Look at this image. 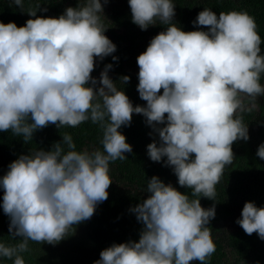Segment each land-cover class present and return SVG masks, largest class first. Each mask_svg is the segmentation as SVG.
<instances>
[{
	"label": "clouds",
	"instance_id": "clouds-1",
	"mask_svg": "<svg viewBox=\"0 0 264 264\" xmlns=\"http://www.w3.org/2000/svg\"><path fill=\"white\" fill-rule=\"evenodd\" d=\"M12 3L23 12L24 0ZM103 4L78 0L59 17L37 16L39 4L24 26L0 22V132L27 143L49 124L75 128L91 121L103 130V151H77L65 133L50 150L21 154L9 164L0 177V207L10 220L9 236L19 242L0 238V260L26 264L29 241L55 246L94 215L108 199L110 164L132 152L119 129L140 114L159 136L147 145L148 157L163 160L195 198L151 177L148 197L130 208L143 225L139 240L113 243L94 264H206L216 251L209 226L216 207H202L200 198L215 201L216 185L235 159L232 145L249 139L245 101L254 107L264 96V42L256 20L246 10L217 15L204 8L193 24L208 30L183 31L173 22L174 0H128L141 30L157 20L167 25L137 57V91L146 105L133 106L108 75L112 64L98 80L91 75L97 58L117 50L105 35ZM256 155L264 160V143ZM236 223L264 240V207L245 202Z\"/></svg>",
	"mask_w": 264,
	"mask_h": 264
},
{
	"label": "trees",
	"instance_id": "trees-1",
	"mask_svg": "<svg viewBox=\"0 0 264 264\" xmlns=\"http://www.w3.org/2000/svg\"><path fill=\"white\" fill-rule=\"evenodd\" d=\"M101 3L103 4V0ZM174 3L173 22L183 31L208 30L193 24L204 8H211L217 15L221 11L246 10L255 18L257 31L264 42V0H174ZM39 4L37 16L59 17L67 7H77L78 0H24L23 12L12 0H0V22H15L18 27L24 26L29 18H33L27 12L36 10ZM103 8L101 18L107 28L105 35L116 45L117 50L102 61L97 58L91 75L98 80L105 66L112 64L108 75L116 82V87L125 92L133 106H145L146 102L140 99L137 91V57L146 50L155 35L166 30L167 25L160 24L157 20L155 25L141 30L132 23L128 0H109L107 4H103ZM261 50L264 54V43L261 44ZM113 56L118 59L113 60ZM125 75L130 80L123 84L119 80ZM261 83L264 84V76ZM245 103L248 110L242 115L248 125L249 139L238 140L232 145L235 159L216 185L215 201L200 198L202 207L209 208L213 204L216 207V216L209 224L213 230L216 251L206 264H264V240L256 233L247 235L236 223L241 218L245 202L253 201L258 207H264V160L256 155L258 146L264 143V96L257 98L254 107L249 101ZM119 131L126 136L132 152L125 153L127 159L110 164L113 183L107 190L108 199L96 206L95 213L89 220L74 226V235L70 232L57 245H41L29 241V251L22 254L26 264H94L100 258V252L113 243L138 241L143 225L137 221L130 208L148 197L145 190L148 180L153 176L159 177L165 184L171 183L190 198H195L191 196V189L178 184L172 168L164 166L163 160L153 162L148 157L147 145L154 139L159 142V136L146 124L145 117L133 114L130 126H122ZM65 133L72 135L77 151H103L100 143L103 130L91 121L75 128H57L56 125L49 124L37 130L32 141L27 143H24L22 137L14 136L11 131L0 132V177L6 174L9 164L19 155L37 149L50 150L52 144L61 141ZM67 150L65 146V151ZM163 159L166 160V157ZM2 196L3 189L0 188V204ZM9 223V217L0 207V238L6 243H18L19 237L13 239L9 236ZM0 264H13V261L4 258L0 260ZM192 264L199 262L193 261Z\"/></svg>",
	"mask_w": 264,
	"mask_h": 264
}]
</instances>
